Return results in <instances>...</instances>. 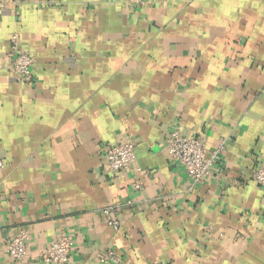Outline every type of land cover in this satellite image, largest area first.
<instances>
[{
  "label": "crops",
  "instance_id": "1",
  "mask_svg": "<svg viewBox=\"0 0 264 264\" xmlns=\"http://www.w3.org/2000/svg\"><path fill=\"white\" fill-rule=\"evenodd\" d=\"M32 82L5 54L12 33ZM174 125L224 141L192 183L168 150ZM136 145L130 171L104 148ZM0 264L25 230L34 254L69 234L65 264H264V0H18L0 8ZM135 167H139L136 171ZM136 178L141 189L134 187ZM133 201V204H128ZM121 205L120 228L102 209Z\"/></svg>",
  "mask_w": 264,
  "mask_h": 264
},
{
  "label": "built area",
  "instance_id": "2",
  "mask_svg": "<svg viewBox=\"0 0 264 264\" xmlns=\"http://www.w3.org/2000/svg\"><path fill=\"white\" fill-rule=\"evenodd\" d=\"M149 1L127 0V4L131 9L141 10L148 5ZM17 2L18 0H0V8H8ZM5 57L16 77L25 82L33 81L35 57L29 49L22 45L20 35L17 32L11 35L10 49L6 52ZM166 142L172 158L184 167L186 175L194 184L213 175L215 162L225 147L223 141L213 151H210L204 137L196 133L183 134L180 125L173 126ZM103 156L109 172L130 171L136 164V145L130 139L119 140L107 145L104 148ZM0 167H4V161L1 159ZM135 168L136 171H139V167ZM251 175L256 182L264 186V162L261 166L254 168ZM134 187L141 189V181L137 178ZM133 203V201L128 202L130 205ZM123 210V206L117 204L104 207L101 212L108 224L118 230L120 228L119 215ZM27 240L28 233L25 230L9 238L7 248L13 259L22 261L28 258H37L47 264H65L69 261L74 245L73 235L66 234L31 254ZM98 259L101 263H122V256L112 249L100 251Z\"/></svg>",
  "mask_w": 264,
  "mask_h": 264
}]
</instances>
